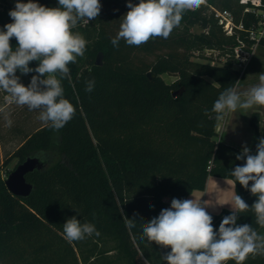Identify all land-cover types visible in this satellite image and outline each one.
Instances as JSON below:
<instances>
[{
	"label": "trees",
	"instance_id": "16d2710c",
	"mask_svg": "<svg viewBox=\"0 0 264 264\" xmlns=\"http://www.w3.org/2000/svg\"><path fill=\"white\" fill-rule=\"evenodd\" d=\"M205 1L231 11L247 27L258 21L255 14L244 12L240 0ZM35 2L59 7L58 0ZM100 3L99 16L88 22L95 41L69 64L71 81L61 80L64 99L75 115L59 130L50 122L24 134L17 130L23 135L11 156L17 160L15 168L35 154L53 161L27 175L34 186L27 198L10 193L0 172V264H166L162 257L170 247L141 239L143 223L167 209V198L183 200L205 190L210 177L233 181L231 171L246 162L236 159L242 150L219 139L220 121L212 111L219 95L237 85L241 71L232 58L223 66L193 60L199 45L227 48V54L236 45L235 38L222 32L209 6L185 11L167 39L152 37L140 46L121 39L113 47L111 39L129 8L119 0ZM0 22V30H5L4 25L13 21L0 12ZM194 26L203 30L200 35L191 32ZM10 45L13 50L18 46L14 37ZM99 53L101 66L96 65ZM38 65L39 61L29 62L30 68ZM164 74L175 80L166 82ZM33 75L37 74H27V86ZM93 79L95 88L88 93L86 82ZM177 91L182 93L173 96ZM250 126L256 151L262 139L258 112L252 114ZM251 184L246 189L235 182L236 195L250 209L237 213L236 225L248 224L264 235L251 210L258 199L249 190ZM233 211H207L215 231ZM72 217L94 224L100 235L69 242L63 224ZM127 219L136 226L128 229ZM242 264H264V256L250 254Z\"/></svg>",
	"mask_w": 264,
	"mask_h": 264
},
{
	"label": "clouds",
	"instance_id": "9594fccd",
	"mask_svg": "<svg viewBox=\"0 0 264 264\" xmlns=\"http://www.w3.org/2000/svg\"><path fill=\"white\" fill-rule=\"evenodd\" d=\"M204 2L139 0L134 5L129 0V11L111 43L118 47L123 39L129 46H140L152 37L167 39L180 25L183 13L200 8ZM58 4L59 7L49 8L34 0L27 3L17 0L14 9L9 11L13 22L4 25L5 30H0V89L8 93L7 104L0 106V114L9 127L12 120L8 105L13 103L27 106L30 111L40 110L38 119L46 124L50 122L55 130L64 127L75 115L74 107L64 99L61 80L67 78L71 81L69 64L76 63L77 57L84 55L87 41L72 29L80 20L88 23L97 18L101 3L100 0H58ZM13 37L18 42L15 50L10 45ZM31 61H39V65L30 68ZM17 70L22 75L32 72L37 75L32 76L26 87L16 75ZM259 81L258 85L242 93L237 91L238 83L223 91L212 108L215 119L223 121L228 113H235L238 109L264 106V74L259 76ZM94 88L95 80H88L85 91L91 93ZM245 158L242 166L231 171L234 177L231 183L235 185L238 181L247 189L252 182L249 190L258 199L251 210L255 213L256 223L264 228V138L256 145L255 155L244 146L236 156L237 160ZM226 203L234 211L222 219L218 231H215L213 218L206 211L205 204L195 199L173 198L170 208L162 209L158 217L143 223L141 239L170 247L171 251L162 257L166 264H226L229 260L242 264L250 254L264 256V235L248 224L236 225L237 213L250 210L249 205L235 193L233 200ZM135 226L133 219H127L128 229ZM63 232L69 242L100 235L94 224H81L76 217L63 224Z\"/></svg>",
	"mask_w": 264,
	"mask_h": 264
},
{
	"label": "rangeland",
	"instance_id": "374dc122",
	"mask_svg": "<svg viewBox=\"0 0 264 264\" xmlns=\"http://www.w3.org/2000/svg\"><path fill=\"white\" fill-rule=\"evenodd\" d=\"M122 4L127 7L129 0H119ZM17 0H0V12L6 15H9V11L13 10L15 7ZM132 4H138V0H131ZM128 8V7H127ZM191 29V32L196 35H200L202 33V29L199 26H194ZM73 33L79 32L87 41V44H91L96 39V33L89 27V23H85L83 20L78 21L77 26L72 29ZM227 48H225L226 50ZM224 49H212L207 45H199L196 47L194 51L193 60L196 62H201L205 64H211L214 62V66H223L227 51ZM213 66V65H212ZM237 69L241 71L242 85L247 87V90L253 86H256L260 83L259 76L264 74V46H258L252 54L249 62L243 64L242 66L237 65ZM16 75L20 78V82L27 87V81L29 76L22 75L21 73H16ZM164 80L168 83L175 80L174 76L164 74L162 76ZM8 93H6L3 89H0V106H4L7 104L6 97ZM243 99V97H242ZM254 107H262V106H254ZM251 109V108H250ZM241 110L238 109L235 113H228L225 116L223 121H220V136L219 139L224 142L225 137L237 124V119L243 120L246 117V114L249 110ZM8 110L11 112L10 119L12 120L11 127L7 126L6 121L4 120L3 114H0V126H1V138H0V172L2 176L7 179L8 175L14 170L17 160L12 159L11 156L14 151L19 147L22 135L25 132H32L37 127L44 125L45 123L38 119L40 115V110L30 111L27 106H18L16 104L8 105ZM240 131L243 134L244 138L249 137L248 129L240 126ZM21 130L23 132L19 133ZM249 130L253 129L249 127ZM231 133V131H230ZM222 134V135H221ZM222 136V137H221ZM249 143V142H248ZM239 146L240 150H243L244 146L249 148L247 143L242 142ZM252 146H253V136H252ZM40 156V155H39ZM41 158L45 160L47 167L53 161L48 159L47 155H41ZM6 160H9L8 165H6ZM171 201L168 206H171Z\"/></svg>",
	"mask_w": 264,
	"mask_h": 264
},
{
	"label": "built area",
	"instance_id": "2783aa9c",
	"mask_svg": "<svg viewBox=\"0 0 264 264\" xmlns=\"http://www.w3.org/2000/svg\"><path fill=\"white\" fill-rule=\"evenodd\" d=\"M21 2L27 3L28 0H21ZM240 4L245 6V13H253L258 19L250 27H247L244 22H237L235 15L229 10L214 8L209 6L206 1L202 5L209 6V13L217 20L222 32L227 37H232L236 40V45L226 55L224 64L229 58H232L235 66L243 67V64L249 62L255 49L264 40V2L262 0H240ZM212 65H215L214 62ZM167 208L170 207L168 206Z\"/></svg>",
	"mask_w": 264,
	"mask_h": 264
},
{
	"label": "crops",
	"instance_id": "0c3cea01",
	"mask_svg": "<svg viewBox=\"0 0 264 264\" xmlns=\"http://www.w3.org/2000/svg\"><path fill=\"white\" fill-rule=\"evenodd\" d=\"M242 78H240L238 82V87L237 91L242 93L246 91L247 89L244 87H247L245 85H242ZM254 112H258L261 116V134L262 138H264V106L262 107H252L249 112L246 114V117L243 118V120L237 119V124L235 127L230 131H228L224 142L228 145H231L236 148H240V144L242 142H246L247 145H249L250 149V154L255 155L256 151L254 150L252 146V136L254 135L253 130L250 131L249 127L250 126V118ZM244 127L248 129L249 131V137L244 138L243 134L241 133L240 128ZM222 135V134H221ZM222 137V136H221ZM249 142V143H248ZM232 180L230 179H223L219 177H210L207 181V186L206 189L203 191H194L191 195L188 197L184 198L183 200L186 199H195L197 201H201L202 204H205L206 211L218 214L220 213L223 209H229V210H234L232 206L229 203L233 200L234 193L235 192V185L231 183ZM172 198H167L166 201H170Z\"/></svg>",
	"mask_w": 264,
	"mask_h": 264
},
{
	"label": "water",
	"instance_id": "95a60500",
	"mask_svg": "<svg viewBox=\"0 0 264 264\" xmlns=\"http://www.w3.org/2000/svg\"><path fill=\"white\" fill-rule=\"evenodd\" d=\"M0 22V27H1ZM102 53L97 56L96 65H102ZM150 76V75H149ZM153 78V76H150ZM182 91L173 93V96L180 95ZM40 154L28 156L23 163H20L7 177L5 185L10 193L16 197L27 198L32 193L34 186L27 181V175L34 171H42L47 168L45 160L41 158Z\"/></svg>",
	"mask_w": 264,
	"mask_h": 264
}]
</instances>
